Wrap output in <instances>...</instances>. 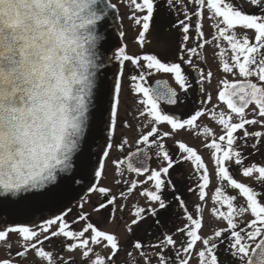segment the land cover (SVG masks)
<instances>
[{
    "label": "snow or ice",
    "instance_id": "6c2138e0",
    "mask_svg": "<svg viewBox=\"0 0 264 264\" xmlns=\"http://www.w3.org/2000/svg\"><path fill=\"white\" fill-rule=\"evenodd\" d=\"M245 3L255 11H246L239 0H126L128 12L123 15L135 26L132 39L141 50L130 54L126 44L107 47L108 18L119 11L111 0H0V214L8 212L11 219L12 214L29 212L39 198L76 183L82 169L93 177L88 192L105 198L98 205L90 199L78 202L71 221L66 219L71 208L43 224L34 218L14 226L0 221L5 253L0 264H19L30 254L31 264H77L74 257L61 255L63 251L79 252L83 264H193V259L195 264H222V244L234 264H264V192L234 175L239 168L244 178L264 188V164L250 159L264 150V130L249 131L250 126L264 129V0ZM205 17L213 29L210 39L205 38ZM174 31L179 34L176 49L169 46ZM119 35L123 38L125 32ZM190 39L195 46H189ZM153 41L154 50L144 51ZM206 45L218 49V70L225 74L218 81L214 105L204 87L214 73L193 61L198 57L208 64V57L198 51ZM108 51H113L111 57ZM112 61L118 68L112 84L106 86L102 79L98 83V73ZM186 67L197 74L194 91L200 107L181 119L162 104L177 106L189 95L193 83ZM157 74L171 76L180 91L165 79H156L153 86L149 78ZM129 93L135 97L131 105ZM101 94L108 104V151L102 155L105 160L112 156L113 183L123 189L119 198L99 183L108 179L106 164L85 158L89 120ZM206 115L222 134L198 123ZM162 125L170 130L162 131ZM118 128L138 131L135 150L125 152L133 145L117 136ZM181 132L203 138V147L211 150V172L196 147L176 139ZM245 148L250 151L245 153ZM181 162H190L197 175L196 187L189 191L198 193L201 203L193 205L198 216L176 195L170 173ZM213 178L216 186L210 196ZM166 190L183 210V227H167L172 201ZM133 193L146 204L130 206ZM209 199L214 202L210 215L226 227L205 236L203 202ZM85 203L92 204L94 213L107 210L108 222L123 225L132 239L122 242L117 231L102 229V221L93 222L92 212L84 211ZM129 207L131 218L117 220V210ZM245 214L251 216L246 222ZM149 217L158 231L145 239L141 233L149 235ZM81 221L83 227H73ZM54 238L55 248L48 250L46 242L51 246ZM14 243L19 247L13 254Z\"/></svg>",
    "mask_w": 264,
    "mask_h": 264
},
{
    "label": "flooded vegetation",
    "instance_id": "af4514ba",
    "mask_svg": "<svg viewBox=\"0 0 264 264\" xmlns=\"http://www.w3.org/2000/svg\"><path fill=\"white\" fill-rule=\"evenodd\" d=\"M111 2H112V0H111ZM185 2H187V0H185ZM239 2L244 5V8L246 9V11H248V12L255 11V9L252 6H250L249 4L245 3V0H239ZM188 8H189V11H190L191 8H192V5L189 4L188 5ZM115 17H116L117 22L119 24V29H120L119 30V33H120L121 30L124 31V29L121 26V23L122 22L120 21L122 19V16L120 15V10L118 12H116V16ZM119 18H121V19H119ZM122 21H124V20L122 19ZM203 24H204L205 38L210 39L211 38V33L213 31V29L210 27L211 21H209L207 19V17H205V19L203 21ZM119 33L116 34V37H117V40H118L117 42L120 45H124L125 42L123 41V38L120 37ZM135 35H136V31H135L134 36ZM178 35H179L178 32H176V31L173 32L172 39H171V42H170V45H169L173 49H176L177 48V45H178ZM188 43H189V46H195V44L193 43V41L191 39L189 40ZM155 46H156V42L153 41V45L146 46V48L144 49V51L154 50ZM206 46H210V45H206ZM135 48L136 49H139V47H138L137 44H135ZM215 50H216V53H217L218 52V49H215ZM198 51L200 53H202V54L204 53V49H198ZM130 54H133V53H130ZM193 61H194V63L198 64L200 67H203L205 69V66L206 65L203 64L199 60L198 57H193ZM217 61H218V64H219V58H218ZM117 71H118L117 62H115V70H114V73H113V77L111 79V84H112V82H113V80L115 78V75H116ZM186 72H188L189 77L192 80L193 88L189 90V95L187 97H185L184 102L181 103V104H179V105H177V106H168V105L162 104V108H164L165 111L168 114L177 115L181 119L188 118L193 113L194 110H196L198 107H200V105L197 102L198 99H199V97H198L197 93L194 91V89L197 87V84L195 82L194 77L197 74L194 71H191V70L187 69V67H186ZM125 75L127 76V71H126ZM221 75L224 76L225 74H222V72H221ZM228 78L231 79L230 76ZM149 79H150V83L153 86L155 85V80L156 79H165V80H168L170 86L176 88L178 92L180 91L178 85L175 84L174 80L169 75H166V74H157L156 76L150 77ZM126 83H127V81H126ZM180 94H181V96H183V93H180ZM133 101H134V99L132 100L131 104H133ZM224 107L225 106H221V108H224ZM204 117H201L199 119L198 123H200L202 125L211 126L215 130L217 136L220 135V134H222L219 126L213 124L212 121L211 122L210 121L205 122L204 121ZM161 129H162V131H166V129L168 130L169 127L167 125H162L161 126ZM120 130L121 129L118 128V131H120ZM253 130H264V129H260L258 126H250L249 127V131H253ZM121 135H123V136L126 137V133H124V132H117V136L118 137L121 136ZM189 136H190L189 139L186 138V137H182V138H178L177 140H183L184 142L188 143L190 146L196 147L197 150H198V152L203 156V158L205 160V163L206 162L208 163L209 170H210V167L211 168L213 167L212 158H211V150L206 149V148L203 147V143H204L203 138H195V139H193L192 138V135L190 133H189ZM107 137H108V132H107L106 126L104 125V127L102 129L101 139L99 140V142L95 146V149H94L93 154L91 156V161L93 163H96L97 161H100V162H105L106 161L105 160V157L102 155V152L103 151H108V149L106 147V138ZM114 139H116V138H113V140ZM252 142H254V141H250V143H252ZM166 143L168 145H172L173 141L172 140H166ZM132 145H133L132 148H126L125 149V152L126 153L127 152H130L132 150H135V143H133ZM243 151L245 153H247V152L250 151V149L245 148V149H243ZM109 157H108V159H109ZM250 159H251L252 162L264 164V150H262L261 153L254 154ZM154 160H155V157L153 156V161ZM150 166H154L152 164V162H150ZM210 172H211V170H210ZM88 173H89V175H91L90 172H88ZM170 174L172 176L173 181L177 184V189L178 190H177L176 195L181 196V198L185 200L186 205L188 206L189 211H190V209H192L191 206H193L194 204L187 202V195L191 192V191H189V189L190 188L191 189H195L196 184H197V175L194 173V166L190 162H181L179 165H177L174 168V170H171V173ZM133 175H135V174H133ZM234 175H235V178H237L238 180H241L242 182H245V183H249V184L255 186L258 191L264 192V188H261L259 185H257L254 180H250L249 181L248 179L244 178L240 174V169L239 168H236V170L234 172ZM215 186H216V184H215ZM228 192H229V194H233V195H236L237 194L236 193V190L229 189ZM192 193H194L196 196H198V193L197 192L193 191ZM164 194H165L166 197H168L169 200L172 201L171 207L169 209V212L165 216V222L167 223L168 229H173V228H177V227H183L184 224H185V222H186V217L183 214V210L179 207V205L177 204V202L174 199H172L170 190H166ZM101 199H102V202L101 203H104L105 201L103 200V198H101ZM237 203H241L242 204L243 203V198H238ZM71 205H74V202H72ZM211 207H213V203H212ZM59 211L57 212L56 215L62 214L64 211H67V209H65V210L63 209L60 214H59ZM105 212H107V210H102L100 212V218L102 217V219H103V215L106 214V221L105 222H107L108 221V219H107L108 214L105 213ZM194 213H195V216H198V213H196V212H194ZM43 214H44V216H46V219L53 218V217L56 216V215H53L51 213H49V214L44 213V212L40 213V215H43ZM40 215L39 214H36L34 211H29L27 213L20 214L18 220H16L14 223H12L11 221H8L6 217H0V221H6L9 226H14L15 223L27 222L30 218H34L36 220ZM249 216L250 215L245 214L242 217V221L246 222V221L250 220L251 219V216L250 217ZM67 218H68V216L66 217V219ZM36 221H38V220H36ZM97 221L98 220H94L93 222H97ZM99 226L101 227V223H100ZM149 226H151V227H149ZM221 227H226V223L225 222H222V223L215 222L214 224H212L210 222L208 224V229L206 228L205 231H204V229L202 228L201 234L204 235V233H206V231H210L212 233L214 230H216L218 228H221ZM145 228L148 229V231H149V235H147V236H145L144 233H141V236L144 237L145 239H152V237L158 231V226L153 223V220H152L151 217H149L147 224H145ZM108 231H113V230H108ZM207 235H211V234H206V236ZM131 239H132V237L128 236V239L127 240H131ZM199 247H200V245H197V248H199ZM57 251H59V250L57 249ZM219 256H220V260L222 261V264H234V258L231 257L225 251V245H223V244L220 246ZM121 260H122V256H121ZM193 263L195 264V259H193Z\"/></svg>",
    "mask_w": 264,
    "mask_h": 264
},
{
    "label": "rangeland",
    "instance_id": "374dc122",
    "mask_svg": "<svg viewBox=\"0 0 264 264\" xmlns=\"http://www.w3.org/2000/svg\"><path fill=\"white\" fill-rule=\"evenodd\" d=\"M123 2H126V0H112V3L118 5V8L120 10V15L122 16V19L124 20V21H122V19L119 18V19H121L120 21H122L121 26H122V28L124 29V32H125V36L123 37V41L125 42L126 45H128L129 53L137 54V53L140 52V50L135 48V43L133 42V39H132L134 37V34H135V31L132 30V29L135 26L131 25V21H128L126 15H123V14H126L128 12V9L123 6ZM113 22L115 23L114 26H117V29H118L119 28V26H118L119 24L117 22L116 17H113ZM215 53H216V50L211 45L210 46H206L204 48V53L203 54L206 57H208V64L205 66V71L207 72L208 70H211L214 73L212 83L209 85L206 82L205 85H204L205 90L207 91L206 93H211L212 96H213L212 105L218 103V101L216 99L218 81H219V79H223L224 78V76L221 75V72L218 70V67H219V64H218V61H217L218 60V56H216ZM126 99L128 100V103L131 105V102H132L133 99H135V97L132 96L129 93L126 96ZM212 105H208V107H212ZM221 106H224V105L221 104L220 107ZM204 121L205 122H208V121L211 122V120L209 119V117L207 115L204 117ZM130 122L135 123V121H131V119H130ZM166 131H169V129L168 130L166 129ZM118 132L126 133V137L129 139V143L130 144L135 143V139L139 135L138 131H129V130H125V129H121ZM182 137H186L188 139L190 138L189 133L185 134V133L181 132L179 135L176 136V139L182 138ZM111 159H112V156L110 155L109 159L104 162L106 164V167H107L108 179L105 180V179L101 178L99 183H100L101 186L111 188L112 189V194L116 195L119 198V193L123 189L120 186H117V185H115L113 183L115 177L113 176L114 166L111 164ZM206 164H208V163L206 162ZM210 170L212 171L213 167L212 168L210 167ZM90 176H91V179H92L91 181H93L92 175H90ZM126 176L128 178H134L133 174L126 173ZM139 178L143 179V177H139ZM92 183H94V182H92ZM215 184H216V180H215V178H213L212 185L208 189L210 196L213 194V188H214ZM192 192L193 191H191L187 195V202L193 203V204H197L198 202L201 203L199 201V199H198V196H196ZM101 198H103V200L105 201V198L102 197L99 193H95V192L89 193V192L86 191L79 198V200L76 201L77 203H74V205H71V200L63 201L58 207H50L49 211L54 212L56 214V212L60 210L59 211V214H60L63 209L65 210V209L72 208L73 211L71 213H69L68 218H67L69 221H71L72 219L75 218V211L78 208V202H83L85 200L90 199L91 201H94L95 204L98 205V204H100L102 202ZM212 203H214V202L211 201L210 199L206 200V202H203V204H204V212H203V225H204L203 229H204V231H205L206 228L208 229V224L210 222L212 224H214L215 222H218V223H222L223 222V221H219V220L213 219V217L210 215V209H211L210 207H211ZM128 204L130 206L133 205V204H139L141 206H144L146 204V201H145V199L143 197L139 196L137 193H133L131 195V198L128 201ZM191 208L192 209H190V212H193V215L195 216V213L193 211V206H191ZM131 210H132L131 207L125 209L124 212H120L119 210H117V212H116V216L118 218L117 220H119L120 217H127V218L130 219L131 217H130L129 213L131 212ZM84 211L92 212V204L85 203ZM105 213L108 214V212H105ZM38 218L36 220H38V222L41 223V224H43L44 221L46 220V216H44V214L40 215ZM91 219H92V221H94V220L102 221V223H101V228L102 229L117 231L118 234L121 236V240L123 242L124 241L126 242V240L128 239V235L123 230V225H119L117 223V221H113L111 223H109L108 221L105 222L106 221V214L103 215V219H102V217L100 218V213L92 212ZM73 227L77 228V229L81 228V227H83V222L81 221L79 224L73 225ZM206 234H212V233L210 231H206V233H204V235L206 236ZM10 235H11V239L13 241L17 240V236L15 234H10ZM55 244H56V238L53 239V243H52L51 246H49L47 244V242H46V246H47L48 250L54 249L55 248ZM18 247H19V245L14 243V245H13V254H14L15 250ZM101 251H106V250H101ZM60 254L63 255L65 258L74 257L76 262H77V264H83V261L80 259L79 252L69 253L67 251H63ZM0 258H5V253H4L2 248H0ZM31 260H32V256L30 254L28 259L23 260V261H19V264H31ZM122 260H123V255H122Z\"/></svg>",
    "mask_w": 264,
    "mask_h": 264
},
{
    "label": "water",
    "instance_id": "95a60500",
    "mask_svg": "<svg viewBox=\"0 0 264 264\" xmlns=\"http://www.w3.org/2000/svg\"><path fill=\"white\" fill-rule=\"evenodd\" d=\"M113 17L114 15H112V13L110 12L108 18L109 20L108 27L105 30V36L107 37V47L109 48H113V45L117 44L115 34L116 32H118V29L117 26H114L115 23L113 22ZM113 51H108L106 55L108 57H111L113 55ZM113 72H114V64L112 61L111 63H108L106 67L98 73V77H97L98 83L102 79L106 86H110ZM107 108H108V104L106 97L101 94L99 98L95 100V108L92 109L95 115L90 116V120H89L90 133H86V139L88 143H87V152L85 158L90 157L91 159L95 146L101 139L102 129L107 120ZM83 149H84V145H82V150ZM75 171L76 169L74 168L73 172ZM76 180L77 182L71 184L70 186L68 184L61 185L56 190L54 195L39 198L33 204L30 210L32 211L35 210L37 212H41V211L48 212L50 207H58L63 201H69L78 198V196L80 195V190L82 188L79 184L86 185L89 182L88 171L82 169L80 173L76 176ZM57 183H59V179ZM19 215L20 214H12L11 219H9L10 213L4 212L0 214V217H6L8 221L14 222L18 219Z\"/></svg>",
    "mask_w": 264,
    "mask_h": 264
}]
</instances>
